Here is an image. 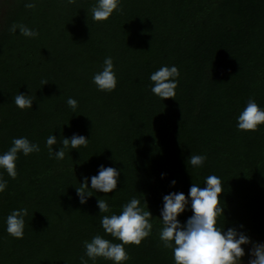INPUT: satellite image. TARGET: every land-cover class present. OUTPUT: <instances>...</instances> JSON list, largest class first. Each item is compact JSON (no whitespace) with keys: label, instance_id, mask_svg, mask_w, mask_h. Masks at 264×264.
<instances>
[{"label":"trees","instance_id":"obj_1","mask_svg":"<svg viewBox=\"0 0 264 264\" xmlns=\"http://www.w3.org/2000/svg\"><path fill=\"white\" fill-rule=\"evenodd\" d=\"M26 2L0 0V153L21 136L41 151L18 156L15 179L4 174L0 264H81L83 241L99 234L120 242L100 219L119 214L132 197L142 206L144 197L153 227L139 246H125L127 264H174L159 240L162 198L187 197L192 183L203 187L213 174L224 186L225 220L221 215L217 226L243 225L253 241L264 239V126L236 128L249 97L264 108V0H121L120 11L102 22L91 18L95 0H35L33 9ZM13 24L39 35L13 33ZM108 56L117 85L101 92L92 77ZM162 65L179 70L174 99L150 91V74ZM18 93L33 95L31 109L14 106ZM68 97L78 101L75 112ZM74 133L87 146L50 158L46 138L55 135L59 144ZM191 154L206 155L203 166L187 165ZM100 165L120 171L117 189L93 192L81 205L75 188ZM99 198L108 213H99ZM20 208L28 215L16 239L5 218ZM191 215L189 208L178 219Z\"/></svg>","mask_w":264,"mask_h":264},{"label":"clouds","instance_id":"obj_2","mask_svg":"<svg viewBox=\"0 0 264 264\" xmlns=\"http://www.w3.org/2000/svg\"><path fill=\"white\" fill-rule=\"evenodd\" d=\"M121 0H95L91 8L93 22H102L109 19L114 12L120 11ZM27 9L36 7L35 0L25 3ZM19 30V34L25 38H36L39 33L33 28L23 24H13L10 31ZM180 73L175 65H162L158 70L150 74L152 82L151 93L161 101L173 98L178 87ZM42 84H47L41 81ZM92 83L98 91L111 92L116 88L117 79L114 71L113 60L110 56L105 57L101 70L92 77ZM34 102L33 95L18 93L13 98V104L19 110L31 109ZM67 106L76 111L78 101L72 97L66 100ZM236 128L241 132H255L260 126H264V108L249 97L246 106L236 117ZM89 139L74 133L71 137H64L57 144L55 135H49L45 140L49 157L63 160L66 151L75 150L81 146L86 147ZM57 145L58 150H53ZM40 145L30 141L27 137H14L7 151L0 153V193H3L8 181L4 174L11 179L17 176L16 161L19 155L25 157L32 153H39ZM207 159L204 154H191L187 160L194 169L203 166ZM120 171L111 166L100 165L96 175L91 177L82 176V182L75 188L79 203L85 205L87 198L92 197L93 192L104 194L117 189ZM165 176L161 173V179ZM171 185L174 187L175 180ZM90 185V186H89ZM224 186L220 177L208 175L204 179L203 187L192 183L187 197L183 192H170L163 196V206L160 209L161 227L159 240L165 249H170L174 264H245V246L248 247L246 264H264V242L253 241L243 231V225L233 227H218L217 219L224 216L225 204L221 199ZM143 197V195H142ZM144 206L136 197H132L122 205L119 214L103 215L100 225L106 235L115 240L97 234L90 240L83 241L84 256L81 264H88L91 260L96 264L97 259L111 261V264H127L130 259L126 245L139 246L143 239L147 238L152 231L151 212L143 197ZM146 206V208H145ZM99 213H108L109 204L105 198L97 199ZM191 210L192 215L184 223L178 217L186 210ZM28 215L27 208L14 209L5 218V231L16 239H22L25 228V217ZM87 257V260L85 259Z\"/></svg>","mask_w":264,"mask_h":264},{"label":"rangeland","instance_id":"obj_3","mask_svg":"<svg viewBox=\"0 0 264 264\" xmlns=\"http://www.w3.org/2000/svg\"><path fill=\"white\" fill-rule=\"evenodd\" d=\"M3 12H4V10L2 11V14H3ZM1 24H2V18H1V15H0V28H1ZM258 242H264V239H262V240H260V241H258ZM248 247L249 246H246L245 247V252H246V255H245V257H244V260H245V264H246V261H247V251H248Z\"/></svg>","mask_w":264,"mask_h":264}]
</instances>
